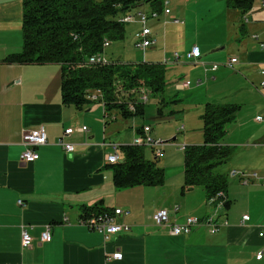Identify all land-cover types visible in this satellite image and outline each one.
I'll list each match as a JSON object with an SVG mask.
<instances>
[{
    "label": "crops",
    "instance_id": "0c3cea01",
    "mask_svg": "<svg viewBox=\"0 0 264 264\" xmlns=\"http://www.w3.org/2000/svg\"><path fill=\"white\" fill-rule=\"evenodd\" d=\"M257 9L254 19L244 18L246 13L242 15L239 10H227L240 42L228 60L220 59L226 60L220 63L223 68L210 70L206 76L213 82L232 77L238 84L212 102H231L224 99L235 96L239 98L236 103L241 104L222 141L233 151L221 170L227 175L224 203L227 200L228 204L216 212L221 225L214 233L202 225L187 234L170 232L171 223H181L188 215L203 217L213 207H221L209 204L202 188L199 199L193 194L196 188L184 192L172 188L170 208L161 201L163 196L156 194V188L114 187L112 170L105 161V155L112 150L102 144L115 142L121 147L131 144V140L117 127L114 129L118 115L114 125L105 123L102 104L101 111L92 104L81 109L62 104L60 64L0 62V264H264V237L258 236L264 226V105L256 99L264 94V89H257L264 80V50L258 46V40L264 38L254 32L264 34V8ZM169 11L163 15L171 25V18H178ZM21 21L22 0H0V60L21 50ZM239 31L250 37L258 35L257 42L239 38ZM193 45L199 46L201 55L190 62L201 69L211 64L208 55L217 48L224 50L227 43L218 39L196 41L186 44L183 53ZM232 57L237 62L225 66ZM197 80L201 84V79ZM254 80H259V86ZM175 86L182 88L181 84ZM246 99L250 104L243 101ZM87 111H91L90 118ZM39 125L44 126L47 142L37 148L39 157L35 161L21 162L22 134ZM81 126H86L87 131L77 130ZM67 127L75 128L66 137L74 145L71 154L57 144ZM139 128L135 127L136 134ZM232 170L256 176L244 180L232 176ZM96 202L128 210L118 222L128 224L130 229L105 241L102 234L80 220L81 208ZM161 209L168 211L169 224L154 222L152 215ZM243 215L249 218L242 224ZM46 224L51 226V239L41 241ZM22 228L32 238L28 247L21 244ZM116 252L122 254L121 259L112 258ZM259 252L263 256L256 259Z\"/></svg>",
    "mask_w": 264,
    "mask_h": 264
},
{
    "label": "trees",
    "instance_id": "16d2710c",
    "mask_svg": "<svg viewBox=\"0 0 264 264\" xmlns=\"http://www.w3.org/2000/svg\"><path fill=\"white\" fill-rule=\"evenodd\" d=\"M253 2L225 0L228 9L239 10L242 15L252 8ZM144 3L152 7L148 14L162 11L159 0H22L21 50L7 54L0 62L60 64L62 104L81 109L93 102L88 95L99 91L100 98L96 101L103 106L105 123L113 121L117 115L127 118L141 114L145 102L139 101L138 95L142 92L147 98L148 95L159 96L168 85L165 64L125 63L108 58L105 52L110 42L125 38L123 18ZM105 42H109L107 46ZM94 55L105 62L89 63ZM163 103L161 97L159 105ZM240 107V103L232 102L205 104L200 115L202 143L186 145L183 150L181 192L200 186L206 199L224 201L227 175L218 168L229 160L233 149L222 145V140L227 134V125L235 120ZM120 152L119 160L109 164L115 188L163 183L164 170L156 164L155 149H152L154 159L146 157L144 145H122ZM111 209L96 202L81 208L80 220L83 223L98 220Z\"/></svg>",
    "mask_w": 264,
    "mask_h": 264
},
{
    "label": "rangeland",
    "instance_id": "374dc122",
    "mask_svg": "<svg viewBox=\"0 0 264 264\" xmlns=\"http://www.w3.org/2000/svg\"><path fill=\"white\" fill-rule=\"evenodd\" d=\"M159 1L162 3V12H160L157 17H150L147 20V27L150 28L152 36L155 38L154 45L152 47H149L143 55V51L134 44V33L139 29V24L136 22L126 23L125 38L123 40L110 42V44L106 48L105 55L108 58L121 60L125 63H160L164 59L171 58L175 52L182 55L184 51L182 50L183 47L186 44H190L193 42L196 43V41L206 43L207 40L213 41L218 39L227 43V46L224 50L215 51L208 55V57H211L212 60L210 61L211 64H209L206 68L204 67L199 69L198 67H195L193 64H191L189 60L183 59H180L177 64L165 65L168 85L166 86L164 92L159 96L148 95V99L143 105V112L141 114H135L127 118H123L118 115L116 125L113 124V121H110L108 123L114 125V129L117 127L118 131L124 133L127 138H130L131 144L134 138L133 134H136L135 127L142 128L143 126L150 127L149 134L151 138L162 142L163 146L159 147L161 149V152L158 155L156 164L158 167L163 168L164 170V181L163 183L158 185L140 187L156 188V190H158L156 194H160L163 196L161 197V199L163 198L161 201H164L166 205H170L169 207L171 208V189L182 188L183 185V150H180L179 146L198 145L202 143V120L200 118V115L203 112L205 104L207 102H212L213 99L219 95H227L228 93H230V88L233 89L238 85L231 79L232 77L225 79L220 78L219 80L213 82V80L209 76H206L207 74L209 75V73H211L210 67L213 64H218V67L223 68L220 63H224L226 60H228L229 55H232L231 53H236L240 40H236L238 38H236L235 28L231 22L233 20L232 14L228 13L225 0ZM262 1L263 0H254L252 8L248 12H246V16H244V18L250 17L254 19L256 11L258 10L257 8H264L262 6ZM165 7L169 8L172 11L171 14L176 16L182 23H171L170 25L168 22H165V15H163ZM151 10V5L149 3H144L143 5L136 7V9H134L130 14L136 17L135 14L139 11L150 13ZM254 32H257L259 34L260 39L264 38L263 31L254 30ZM238 37H248V39L257 42L256 39H252V37H250L248 34L242 33L240 31L238 32ZM259 41L262 40H258V46ZM220 59L226 60L222 61ZM198 78L201 79L200 85H196L195 83ZM186 80L192 82L190 87H182L183 89H179L175 86L177 84L185 82ZM254 81H257V84L259 86V80ZM262 87H257V89L259 91H262L264 89ZM140 95H138V97ZM161 97L164 98V103L159 105V100L161 99ZM258 98L259 103H263L264 105V94L259 95V97H257L256 99ZM224 100L236 103L237 101H239V98L237 99V97L231 96L225 98ZM243 101H246L245 103H248V99ZM90 104H92V106H97L96 109L101 111L102 107L100 102L93 101ZM87 112V114H89L87 116L88 118H90L91 111ZM103 122L104 120L103 118H101L102 126ZM232 122H230L227 126H229ZM102 126H100L101 131ZM173 138L175 139L173 140ZM145 155L149 159H154L152 149L147 146H145ZM222 167L223 165H221L218 169L221 171ZM193 188H196L193 191V194L196 198L197 196H199V190L202 187L195 186ZM163 191H165V193H163ZM178 197H180V193ZM197 198L199 199V197ZM177 204H180V202H178ZM224 204L225 203H222V205ZM222 209V206L213 207V209L205 216L215 214ZM188 216H186L184 220ZM246 220L243 219L242 216V224ZM220 225L221 224L218 223L217 229L212 232L210 227H208L206 224H202V226H205L211 233L216 232L219 229ZM263 228L264 226L262 227V229Z\"/></svg>",
    "mask_w": 264,
    "mask_h": 264
},
{
    "label": "built area",
    "instance_id": "2783aa9c",
    "mask_svg": "<svg viewBox=\"0 0 264 264\" xmlns=\"http://www.w3.org/2000/svg\"><path fill=\"white\" fill-rule=\"evenodd\" d=\"M262 6L264 7V0L262 1ZM169 9H165L164 13L169 14ZM136 17L134 15H128L123 18V21L125 23H133L136 22L139 24V30L134 34L135 38V46H137L139 49L143 51V54H145V51L152 47L155 43V40L152 38L151 30L147 27V20L150 17H157L158 14L156 13H144V12H137ZM136 20V21H135ZM172 21L174 23H179L180 21L176 18H173ZM247 21V20H246ZM254 39L258 40V35L252 36ZM108 45V42H105V46ZM259 47L264 50V41H259ZM201 55L200 48L197 45H193L190 50L186 51L182 55L175 52L171 58L164 59L161 63L165 65H171V64H177L180 59H185L189 61H196L199 59ZM105 62L104 59L100 56H92L89 58V63H100ZM237 62V58L232 57L229 59L228 63L225 65L227 67H231L232 64ZM218 68V64H213L210 69L216 70ZM261 73L264 75V68L262 69ZM196 85L200 84V80H197ZM261 85L264 86V81L261 82ZM190 86V81H185L181 83V87L187 88ZM88 98L91 101L99 100L100 93L99 91H94L93 93H90L88 95ZM139 101L146 102L147 101V94L141 93L139 96ZM133 106H130V109H132ZM257 120H262L261 116L256 117ZM79 131H87L86 126H81L78 128ZM75 131V128L73 127H67L63 130L62 134L57 140V144L61 146V148L65 151V153H72L74 150L73 143L66 140V137L70 136ZM150 127L149 126H143L139 132H137L136 136L133 138L132 144L133 145H144L149 148L155 149L156 154L159 155L161 152V149L159 147H162L163 144L161 141H158L156 139L151 138L150 134ZM46 132L43 125H39L36 129L24 131L22 134V145L23 149L20 153V160L21 162L29 163L35 161L39 154L37 152V148L46 144ZM102 145H108L111 147V152L105 155V161L108 164L115 163L120 158V152H119V144L115 142H108L103 143ZM185 145H180L179 149L184 150ZM232 176L238 175L244 180H247L249 176H256V174H248L246 172L232 170L230 172ZM209 204H216L217 206H222V203H224L223 200L216 201L214 198L208 199ZM18 203L21 204V200H18ZM177 210V208H175ZM129 213L128 210H123L121 208L114 207L112 210L105 212L100 219L98 220H91L87 224L92 229L96 230L100 234H102L103 239L106 241L110 238L111 235L116 234L121 231H128L130 229V226L126 223L118 222V218L124 215H127ZM152 218L154 222L157 225H165L169 222V214L166 209H161L156 211ZM218 216L217 214H210L205 217H197V216H188L183 222L181 223H174L170 224V232L174 235L178 234H186L189 233L194 227L202 224H206L208 227H210L211 231H215L217 229L218 225ZM243 219H248V215H243ZM50 224H46L44 230L40 234V240L41 241H50L51 239V232H50ZM259 236H264V228L258 233ZM32 241V238L30 234L27 232L26 228H22L21 231V244L23 247L30 246ZM263 256L262 252H259L256 254V259H261ZM112 258L114 259H121L122 254L120 252H116L112 254Z\"/></svg>",
    "mask_w": 264,
    "mask_h": 264
},
{
    "label": "water",
    "instance_id": "95a60500",
    "mask_svg": "<svg viewBox=\"0 0 264 264\" xmlns=\"http://www.w3.org/2000/svg\"><path fill=\"white\" fill-rule=\"evenodd\" d=\"M219 49H222V48H217V49H215L214 51H217V50H219ZM175 138H173V140H174Z\"/></svg>",
    "mask_w": 264,
    "mask_h": 264
}]
</instances>
